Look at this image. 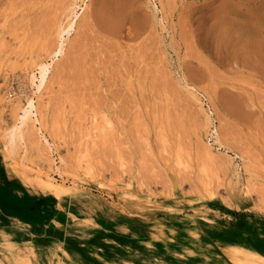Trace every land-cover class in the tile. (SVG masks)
Returning <instances> with one entry per match:
<instances>
[{"label":"rangeland","instance_id":"1","mask_svg":"<svg viewBox=\"0 0 264 264\" xmlns=\"http://www.w3.org/2000/svg\"><path fill=\"white\" fill-rule=\"evenodd\" d=\"M232 248L264 259V0H0V264Z\"/></svg>","mask_w":264,"mask_h":264},{"label":"bare ground","instance_id":"2","mask_svg":"<svg viewBox=\"0 0 264 264\" xmlns=\"http://www.w3.org/2000/svg\"><path fill=\"white\" fill-rule=\"evenodd\" d=\"M72 27H73V24H70L66 33H68L70 29H72ZM37 67L39 69V72L38 74H34L32 72L31 82L34 86H36L37 90H42L47 83L46 75H47V71L49 70V68L47 65H45V63H41ZM21 98H16V100H21ZM25 101H26L25 103L23 102L21 103V104H24L26 107V109L23 110L24 112V116H22L23 123L27 121L28 119H33L35 117V106L33 105V99L28 98ZM231 252H233L235 256V260H237L239 264H264V259L262 257L258 256L257 254L253 252H250L249 250L232 248Z\"/></svg>","mask_w":264,"mask_h":264}]
</instances>
